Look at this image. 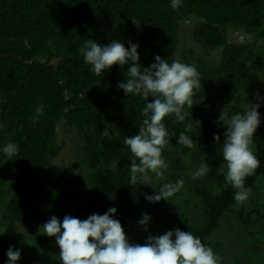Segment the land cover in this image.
Returning a JSON list of instances; mask_svg holds the SVG:
<instances>
[{"label":"trees","instance_id":"trees-1","mask_svg":"<svg viewBox=\"0 0 264 264\" xmlns=\"http://www.w3.org/2000/svg\"><path fill=\"white\" fill-rule=\"evenodd\" d=\"M192 17L197 19L192 35L203 54L189 47L177 56L179 30ZM230 29L253 39L232 41ZM89 39L102 46L113 40L126 48L129 42L138 44L144 68L159 55L169 63L176 59L194 65L200 73L203 87L194 99L202 96V102L185 107L184 122H175L174 115L164 121L171 140L163 151L169 164L165 182L182 178L203 203L204 221L191 233L207 246L206 238L229 210L243 224L264 220V204L258 200L252 206L254 194L263 193L258 186L264 181V99L258 103L261 123L252 149L260 166L245 180L251 193L242 206L236 205L235 189L225 176L217 174L222 153L210 167L212 189L187 172L188 153L197 145L220 148L218 134L223 143L227 129L216 123L222 110L231 116L249 107L242 94L264 72V0H181L178 10L172 9L171 0H0V54H14L0 56V264H7L9 247L22 241L21 222H47L53 215L61 221L66 215L85 220L114 207L113 218L124 226L127 214L137 208L129 183L131 153L123 141L138 134L145 118L142 109L154 98L129 96L118 87L130 62L96 76L79 51ZM218 49L220 61L209 63L205 57ZM41 104L43 115L33 121ZM62 120L82 137L83 145L77 171L59 175L54 159L66 144L59 141ZM186 125L191 126L186 132L194 142L191 149L178 144ZM9 142L18 145L10 159L3 153ZM187 226L179 225L183 231ZM233 264L246 262L235 257Z\"/></svg>","mask_w":264,"mask_h":264},{"label":"clouds","instance_id":"clouds-1","mask_svg":"<svg viewBox=\"0 0 264 264\" xmlns=\"http://www.w3.org/2000/svg\"><path fill=\"white\" fill-rule=\"evenodd\" d=\"M181 0H171L173 10H178ZM126 48L119 40H113L107 45H101L96 40H86L80 47V54L91 71L100 76L114 65L127 68L125 82L118 83L126 95L142 96L148 101L142 109L145 117L139 126L138 134L126 137L123 144L130 150V181L137 184L150 185L153 195H145L151 203L168 200L178 193L185 181L181 178L175 183L163 182L169 164L163 157V151L171 144L165 119L174 115L175 122L185 121V107L192 109L194 104L202 102L194 99L202 91L200 73L194 65L181 63L179 60L163 59L155 56V63L149 67L140 64L139 45L129 42ZM260 105L253 104L245 109L243 114L229 116L223 109L217 124H223L227 129L221 144L220 135L215 141L220 145L223 162L217 169L218 175H224L228 185L235 189L234 200L237 206H242L249 198L250 188L245 187L247 177L255 174L260 166V160L253 153L251 144L260 127L261 119L258 111ZM44 106L37 107L31 119L37 120L43 115ZM199 123V122H198ZM185 131L179 133L178 144L193 148L194 142ZM104 135L108 136L107 128ZM3 153L10 159L18 153V145L7 143ZM211 171L208 163L201 157L199 166L191 173L193 180L204 178ZM158 188V191H156ZM116 208H110L105 214H92L85 220L66 215L63 221L53 215L40 227V234L55 237L59 247V255L54 256L61 264H219V257L211 247L206 246L191 232L177 228L166 231L163 235H149L146 242L132 244L124 231L121 222L113 217ZM151 216L147 213L139 221L147 227ZM7 264H17L21 259V251L10 246L7 251Z\"/></svg>","mask_w":264,"mask_h":264},{"label":"rangeland","instance_id":"rangeland-1","mask_svg":"<svg viewBox=\"0 0 264 264\" xmlns=\"http://www.w3.org/2000/svg\"><path fill=\"white\" fill-rule=\"evenodd\" d=\"M196 21L197 19L192 17L182 23L179 30L180 42L176 50L177 56L181 54L182 50L189 47H196L197 52L203 54V50L195 42L192 35ZM227 33L232 41L247 42L253 39L251 34L238 30L230 29ZM220 54L221 49H218L211 56H206L205 58L209 63L215 64L220 61ZM242 95L248 98L246 104L249 106L258 104L264 99V72L255 81L253 89L250 88L249 91L245 89ZM58 130L60 133L59 141L66 144L60 154L54 159L56 172L59 175L75 173L77 171L75 163L80 158L78 154L82 152L83 139L77 134L75 129L68 127L65 120L58 124ZM250 147L251 149L254 148L253 142ZM219 149L217 147L211 148L197 145L191 150L187 157V172L190 178L191 173L199 166L201 157L205 159L209 167L215 166L221 153ZM213 175L214 173L210 171L204 178L194 181L212 189L211 176ZM165 178L163 182H165ZM132 187L136 193L137 208L127 214L126 223L123 226L128 240L132 244L143 245L149 235L159 236L166 231H174L177 228L183 231L179 225L184 223L189 226L184 231L191 232L195 224L204 221L202 200L199 196L190 192L186 185L180 190L179 194H175L169 201L161 200L156 203H151L145 199L146 194H154L152 186L137 184L135 186L132 185ZM258 187L264 193V181ZM263 193L254 194L256 200L252 203V206L258 204V200L260 204H264ZM122 202L120 200V203ZM153 208L156 209L155 213L152 211ZM145 213L151 216L147 227L139 224ZM89 216V214L86 215L85 219ZM45 223H20L22 241L15 245V248L21 251V259L17 264H61L58 259L53 258L58 256L60 251L55 243V237H48L39 232L40 227ZM206 242L208 243L207 246L211 247L216 256L219 257V264H233L235 257H240L246 264H264V220L243 224L236 213L230 210L226 211L221 217L218 227L206 238Z\"/></svg>","mask_w":264,"mask_h":264},{"label":"water","instance_id":"water-1","mask_svg":"<svg viewBox=\"0 0 264 264\" xmlns=\"http://www.w3.org/2000/svg\"><path fill=\"white\" fill-rule=\"evenodd\" d=\"M0 56L7 57V56H14V54H12V53H6V54H0Z\"/></svg>","mask_w":264,"mask_h":264},{"label":"crops","instance_id":"crops-1","mask_svg":"<svg viewBox=\"0 0 264 264\" xmlns=\"http://www.w3.org/2000/svg\"><path fill=\"white\" fill-rule=\"evenodd\" d=\"M194 28V27H193ZM193 31V30H192Z\"/></svg>","mask_w":264,"mask_h":264}]
</instances>
